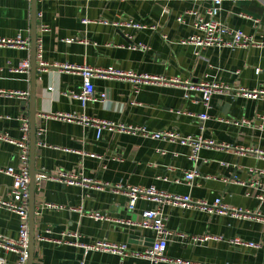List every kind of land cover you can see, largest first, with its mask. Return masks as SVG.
Returning a JSON list of instances; mask_svg holds the SVG:
<instances>
[{"label": "crops", "instance_id": "crops-1", "mask_svg": "<svg viewBox=\"0 0 264 264\" xmlns=\"http://www.w3.org/2000/svg\"><path fill=\"white\" fill-rule=\"evenodd\" d=\"M212 6L211 0H38L39 68L32 80V0H0V39L21 36L30 41L24 50L0 46V92L29 93L28 100L0 94V134L13 140L23 138L22 121L28 119L30 124L34 86V169L36 175H49L31 188L35 202L34 264H155L133 256L86 253L75 245L104 241L125 244L133 253L151 247L153 232L133 223L145 211L160 206L141 199L130 211L128 187H153L170 196H187L196 204L221 200L229 210L242 213L220 215L198 205H164L170 231L186 238L208 235L222 241L183 242L174 236L168 243L166 260L156 264H178V260L264 264V159L247 151L264 152V95L256 99L237 95L240 89L264 92V0H224L214 18L206 14ZM200 18L221 22L252 38L253 45L235 50L196 46L190 38L202 36L195 27ZM128 22L143 29L122 25ZM26 61L28 72H16ZM66 66L121 75L94 78L96 97L105 93L107 101H92L83 107L71 95L82 91L84 79L65 70ZM189 82L218 84L230 90L215 94L207 111L201 94L187 89ZM58 113L85 115L151 133L173 132L182 138L202 136L226 147L204 148L195 167L189 160L191 146L109 131L97 139L93 128L54 119ZM204 113L210 119L202 122L199 116ZM221 120L248 124L228 125ZM9 167L21 168L19 150L0 141V168ZM194 168L198 176L188 184L186 173ZM59 172L80 174L92 184L64 185L52 178ZM12 185L13 179L0 173V199H10ZM44 204L58 209L41 210ZM95 212L110 220L90 219L88 214ZM20 225L18 215L0 208V234L4 238L18 239ZM68 234H78L79 238ZM236 238L259 248L231 245ZM0 258L7 264H16L19 259L1 248Z\"/></svg>", "mask_w": 264, "mask_h": 264}, {"label": "built area", "instance_id": "built-area-1", "mask_svg": "<svg viewBox=\"0 0 264 264\" xmlns=\"http://www.w3.org/2000/svg\"><path fill=\"white\" fill-rule=\"evenodd\" d=\"M31 2V0H26ZM213 6L210 7L206 14L210 17H217L220 12V6L224 0H211ZM246 17V16H245ZM247 18V17H246ZM87 23V21H85ZM119 26L120 23L115 24ZM123 26H128L129 28L133 27L135 29H143L142 26L128 22L122 24ZM195 27L202 32V36H194L190 38L191 43L195 44L200 48L206 47H219V48H228L230 50H235L237 48H247L250 45H253V40L242 33L235 32L221 22L211 20L205 21L200 18L196 21ZM44 31H47V27L43 28ZM71 42V41H69ZM0 46H8L13 48H19L21 50L28 49L30 47L29 39H22L21 36L12 39H0ZM143 47V46H141ZM138 47L135 46L134 49ZM144 48V47H143ZM44 64H42L43 66ZM30 69V64L28 61L22 62L16 72L27 73ZM65 70L72 71L74 73H79L84 79V87L80 93H72L71 98L73 100L81 102L82 106L85 107L87 103L92 101H100L105 103L107 101V95L105 93L99 94L98 97L95 95V87L93 80L96 77H106V76H120V73L114 71H102L94 70L92 68H77L66 66ZM258 74L260 70L256 71ZM191 92H199L201 94V100L204 104V107L207 111L211 109L212 97L217 93H223L224 91H229V87H224L218 84H208L205 82L191 83L189 82L188 88ZM0 94L10 96L13 98H18L20 100H28L29 93L24 91H14L9 93ZM264 95V92H248L245 89L238 90L237 95H242L244 97H249L251 99L258 98V95ZM54 119L59 120L65 123H80L85 128H93L96 130L97 139H101L102 134L106 131L109 132H118L130 135L143 134L145 136L151 137L154 140H163L171 142H180L184 146H191L192 151L189 155V160L196 167L200 160V152L204 148H223L226 145H217L213 141L205 140L202 136L197 137H186L182 138L176 133L173 132H157L151 133L142 128H135L131 126H126L122 124H116L111 121L98 120L95 118H90L88 116H78L76 114H55L53 115ZM199 119L202 122H205L210 119L207 113L201 114ZM22 124L23 138L21 140H13L7 135L0 134V141H4L16 146L19 150V158L21 163V168L17 171L13 167L9 168H0V173L9 176L13 179V185L10 192L9 200L0 199V208L9 210L20 219V233L19 237L16 240H11L4 238L0 234V248L6 252H13L18 255V261L16 264H27L29 259V241H30V226H29V199H30V124L28 119H24ZM221 122L228 125L248 124L246 121L242 122H233L230 120H221ZM204 128L202 127V130ZM249 153H255L258 155L259 159H264V152L261 150H247ZM198 176L195 168L191 171H188L185 176V181L188 184H192L193 180ZM48 174H40L35 176V183H39L42 180L48 179ZM64 185L68 186H89L92 184L90 180H87L80 174H69L66 172H59L56 177H52ZM127 196L129 199L128 209L130 211L135 210L138 200L145 199L152 202H155L160 207L154 210L145 211L141 219L137 223H133L136 227L143 230H150L154 234V241L149 249L141 253H133L129 250L128 246L125 244L118 245L115 243L109 242H97L93 245H80L78 242L75 243L76 246H81L86 253L89 252H103L112 255L126 257H136L141 259H147L153 263H158L165 261V253L168 247V243L171 241V238L177 236L183 242L187 240L193 243H205L210 240L222 241L221 238L213 236H204V237H189L186 238L183 234H175L170 231L166 223L168 221L167 216L163 213L162 207L164 205H170L172 207H187L190 205H198L204 208L205 211L213 213L216 212L220 215H227L229 212L240 215L242 214L237 210H229L221 200H216L213 204L208 205L207 203L201 202L196 204L189 197L181 196H170L163 192H159L155 188L148 189H138V188H127ZM60 208V207H59ZM42 209H58V206L53 204H44ZM88 217L95 221H109L110 219L99 212L89 213ZM48 233H50L48 231ZM78 240V234H68ZM230 244L238 247L246 248H259L258 245L254 243H247L242 241L239 238L230 241ZM178 264H196L190 261H176ZM0 264H7L4 259L0 258Z\"/></svg>", "mask_w": 264, "mask_h": 264}, {"label": "water", "instance_id": "water-1", "mask_svg": "<svg viewBox=\"0 0 264 264\" xmlns=\"http://www.w3.org/2000/svg\"><path fill=\"white\" fill-rule=\"evenodd\" d=\"M38 0H32V30H31V48H32V62H31V72H32V80L33 76L36 79V72L39 68L37 64V18H36V3ZM25 106L27 105L24 102ZM36 89L34 86L32 87V91L30 94V175H31V183H30V205H29V221H30V241H29V259L27 264H34V254H35V233H34V215H35V202L33 201L35 186V176L37 172L34 169L35 164V151L37 146V132H36Z\"/></svg>", "mask_w": 264, "mask_h": 264}]
</instances>
